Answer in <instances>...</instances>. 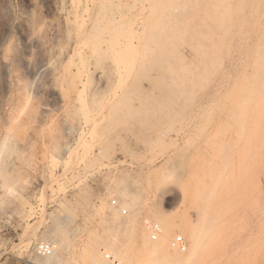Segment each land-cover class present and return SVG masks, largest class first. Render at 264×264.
I'll return each instance as SVG.
<instances>
[{"label":"rangeland","instance_id":"1","mask_svg":"<svg viewBox=\"0 0 264 264\" xmlns=\"http://www.w3.org/2000/svg\"><path fill=\"white\" fill-rule=\"evenodd\" d=\"M144 1L0 0V264H264V0Z\"/></svg>","mask_w":264,"mask_h":264},{"label":"bare ground","instance_id":"2","mask_svg":"<svg viewBox=\"0 0 264 264\" xmlns=\"http://www.w3.org/2000/svg\"><path fill=\"white\" fill-rule=\"evenodd\" d=\"M103 2V0H83V1H81V0H72V5H73V8H74V10H76L77 11V13H79L80 14V12L79 11H82L83 13L84 12H86L87 14H89L88 12H90V11H92L93 9H97V7H100V6H102V4L100 5V3H102ZM107 1V0H106ZM110 1H112V0H110ZM115 1V0H114ZM185 1V0H184ZM205 1V0H204ZM224 1V0H223ZM222 1V2H223ZM238 1V0H237ZM240 1V0H239ZM253 1V0H252ZM257 1V0H256ZM144 2H146L147 4H146V6H148V10H149V8H150V0H145ZM187 2V1H186ZM195 2V1H194ZM197 2H199V1H197ZM215 2V1H214ZM218 2H219V0H218ZM230 2H233V1H230ZM242 2V1H241ZM117 3V2H116ZM168 3V2H167ZM171 3H173L172 1H171ZM183 3V2H182ZM181 3V4H182ZM202 3V2H201ZM204 3V2H203ZM202 3V4H203ZM212 3V2H211ZM255 3V2H254ZM113 4V3H112ZM168 4H170V3H168ZM177 4V3H176ZM187 4H188V2H187ZM208 4V3H207ZM218 4V3H217ZM227 4H228V2H227ZM239 4V3H238ZM103 5H104V3H103ZM173 5H175V4H173ZM183 5V4H182ZM181 5V6H182ZM197 5V4H196ZM231 5H232V3H231ZM234 5H237L236 3L234 4ZM241 5H242V3H241ZM260 5V4H259ZM106 6V5H105ZM179 6V5H178ZM193 6V5H192ZM204 6V5H203ZM227 7L228 6H230V5H226ZM258 6V5H257ZM72 7V6H71ZM224 7V6H223ZM237 7V6H236ZM241 7V6H240ZM102 8H103V6H102ZM111 8V7H110ZM109 8V9H110ZM144 8V7H143ZM166 8H167V6H166ZM175 8V7H174ZM242 8V7H241ZM99 10H100V8H98ZM105 9V8H104ZM113 9V8H112ZM112 9H110L111 11H112ZM163 9V8H162ZM176 9V8H175ZM182 9H183V7H182ZM181 9V10H182ZM115 10H116V12H114V10H113V12L114 13H117V8H115ZM165 10H167V9H165ZM164 10V11H165ZM169 10V9H168ZM173 10V9H172ZM193 10L195 11V9H192V12H193ZM201 10V9H200ZM200 10H198V11H200ZM203 10V9H202ZM207 10V9H206ZM213 10H214V8H213ZM212 10V11H213ZM225 10V9H224ZM98 11V10H97ZM159 11H162V10H159ZM198 11L196 12L195 11V13L197 14L198 13ZM234 12L236 11L235 9L233 10ZM238 11V10H237ZM112 12V13H113ZM207 12V11H206ZM171 13H172V11H171ZM214 13V12H213ZM219 13V12H218ZM233 13V12H232ZM231 13V14H232ZM237 12H235V14H236ZM90 14H92L91 12H90ZM99 14V13H98ZM162 14V13H161ZM166 14V13H165ZM173 14H174V11H173ZM183 14V13H182ZM190 14V13H189ZM195 14V15H196ZM208 14V13H207ZM229 14V13H228ZM248 14V13H247ZM100 15V14H99ZM98 15V16H99ZM164 15V14H163ZM220 15V14H219ZM224 15H225V13H224ZM230 15V14H229ZM112 16H114L113 14H112ZM169 17H171L172 18V16L171 15H168ZM223 16V15H222ZM226 16H227V14H226ZM246 16V15H245ZM77 17V16H76ZM76 17H74V18H76ZM85 17V16H84ZM91 17V16H90ZM96 17H97V15H96ZM115 17V16H114ZM175 17V16H174ZM188 17V16H187ZM190 17V16H189ZM199 17V16H198ZM229 17V16H228ZM88 18V17H87ZM112 18V17H111ZM164 18H167V17H164ZM181 18V17H180ZM209 18V17H208ZM218 18V17H217ZM216 18V19H217ZM230 18V17H229ZM236 18V17H235ZM80 19V18H79ZM113 19V18H112ZM111 19V21H112V23L114 22H118V20L116 21L115 19H113L112 20ZM175 19V18H174ZM192 19V18H191ZM234 19V18H233ZM84 20H85V18H84ZM158 20H160L159 18H158ZM168 20V19H167ZM172 20V19H171ZM221 20V19H220ZM78 21V20H77ZM80 21V20H79ZM82 21V20H81ZM164 21V20H163ZM196 21V20H195ZM219 21V20H218ZM223 21V20H222ZM83 23H84V21H82ZM81 23V22H80ZM164 23H165V21H164ZM193 23V22H192ZM199 23V22H198ZM202 23V22H201ZM205 23V22H204ZM255 23V22H254ZM85 24V23H84ZM166 24V23H165ZM188 24V23H187ZM217 24V23H216ZM228 24V23H227ZM157 25V24H156ZM163 25V24H162ZM200 25V24H199ZM220 25V24H219ZM226 25V24H225ZM233 25V24H232ZM82 26H83V24H82ZM103 26V25H102ZM101 26V27H102ZM201 26V25H200ZM214 26V25H213ZM212 26V27H213ZM227 26V25H226ZM163 27V26H162ZM161 27V28H162ZM168 27V26H167ZM261 27V26H260ZM79 28V27H78ZM98 28H100V27H98ZM104 28V27H103ZM220 28H222V27H220ZM224 28V27H223ZM257 28H258V26H257ZM97 29V28H96ZM116 29V28H115ZM174 29V28H173ZM187 29H188V27H187ZM194 29V28H193ZM249 29V28H248ZM80 30L82 31V29L80 28ZM112 30V29H111ZM211 30V29H210ZM215 30V29H214ZM213 30V31H214ZM257 30V29H256ZM80 31V32H81ZM103 31V30H102ZM113 31V30H112ZM171 31V30H170ZM182 31H184V30H182ZM181 31V32H182ZM200 31V30H199ZM198 31V32H199ZM203 31V30H202ZM212 31V33H214ZM225 31V30H224ZM254 31V30H253ZM100 32V31H99ZM103 32H105V31H103ZM102 32V33H103ZM159 32V31H158ZM157 32V33H158ZM185 32H187V31H185ZM190 32V31H189ZM217 32V31H216ZM226 32V31H225ZM225 32H223V33H225ZM243 32H245V31H243ZM250 32V31H249ZM251 32H252V30H251ZM260 32V31H259ZM118 33V32H117ZM220 33V32H219ZM85 34V33H84ZM112 34V33H111ZM154 34H156V33H153V35ZM162 34V33H161ZM165 34H166V32H165ZM185 34V33H184ZM183 34V35H184ZM203 34V33H202ZM229 34V33H228ZM105 35H107V34H105ZM157 35V34H156ZM180 35H182V34H180ZM187 35V34H186ZM189 35V34H188ZM201 35V34H200ZM206 35H207V33H206ZM109 37V43H113L112 45H115L114 44V41H115V39L111 36V35H108ZM162 36V35H161ZM212 35H210V37H211ZM224 36V35H223ZM227 36V35H226ZM115 37H117V35H115ZM179 37V36H178ZM190 37H191V35H190ZM195 37V36H194ZM199 37H201V36H199ZM206 37V36H205ZM217 37V36H216ZM153 38V37H152ZM188 38V37H187ZM191 38H193V37H191ZM212 38V37H211ZM222 38V37H221ZM256 38V37H255ZM117 39V38H116ZM157 39V38H156ZM161 39V38H160ZM159 39V40H160ZM174 39V38H173ZM197 39V38H196ZM209 39V38H208ZM207 39V40H208ZM218 39V38H217ZM250 39V38H249ZM252 39V38H251ZM149 40V39H148ZM162 40V39H161ZM158 41V40H157ZM157 41H155V39H154V41L152 40V41H150V42H157ZM165 41V40H164ZM172 41V40H171ZM194 41H195V39H194ZM205 41V40H204ZM118 42H119V40H118ZM149 42V41H148ZM178 42H180V41H178ZM201 42V41H200ZM199 41H198V43H200ZM208 42H209V40H208ZM213 42V41H212ZM219 42H221L220 40H219ZM223 42V41H222ZM247 42H248V39H247ZM171 43V42H170ZM226 43V42H225ZM166 44V43H165ZM202 44V43H201ZM217 44V43H216ZM215 44V45H216ZM250 44V43H249ZM251 44H252V42H251ZM117 45V44H116ZM176 45V44H175ZM215 45H213V46H215ZM216 47V46H215ZM200 48V47H199ZM214 48V47H213ZM216 50V49H215ZM148 51V50H147ZM257 52V51H256ZM258 54V53H257ZM258 57V56H257ZM95 58H98V56H95ZM119 68H120V66H119V64L117 63V62H113V70H114V73L115 74H118L119 73ZM79 70V68H77V71ZM229 92H231V91H229ZM235 92V91H234ZM242 93V92H241ZM246 93V92H245ZM245 93H243V94H245ZM248 93V92H247ZM248 94H246V96H247ZM231 96V95H230ZM234 96V95H233ZM239 97V96H238ZM244 97H245V95H244ZM251 97V96H250ZM239 98H241V97H239ZM232 99H233V97H232ZM250 99H252V98H249V100ZM231 100V99H230ZM248 100V99H247ZM239 101H241V100H239ZM235 102V101H234ZM242 102V101H241ZM239 103V102H238ZM246 103H247V101H246ZM232 104V103H231ZM122 213H123V211H122ZM126 213V211H124V214ZM194 226H195V222L193 223V222H191V221H189L188 219H185L184 221H183V223H182V227L181 228H178V229H176L175 230V233H179L181 236H185L186 237V240H187V245H188V248H187V250H186V248H185V250H184V253H182L183 251H181V250H177V248L176 247H174L173 246V243H171V241L170 240H168L167 238H166V236H165V234H164V232L162 231V230H160L159 231V233L158 234H156V235H154V237L150 240V242L152 243V248H150L149 249V251L150 252H146L143 256H144V260L143 261H141V264H193L198 258H205L206 256H205V254L206 253H209L211 250L207 247V245H208V241L207 240H205L204 238H203V234H201V233H198L196 230H195V228H194ZM30 242V241H29ZM174 242V241H173ZM28 245V244H27ZM51 245H52V252H51V254L49 255V256H47V257H45V258H43V259H49V258H54L55 257V255L57 254V252L59 251V250H61L60 249V247H59V245L57 246L55 243H53V242H51ZM29 246V245H28ZM173 248V249H172ZM176 249V250H175ZM142 256V257H143ZM50 260V259H49Z\"/></svg>","mask_w":264,"mask_h":264},{"label":"built area","instance_id":"3","mask_svg":"<svg viewBox=\"0 0 264 264\" xmlns=\"http://www.w3.org/2000/svg\"><path fill=\"white\" fill-rule=\"evenodd\" d=\"M113 206H116L117 203L116 201L111 202ZM124 214V211H123ZM149 228L152 232V235H156L159 233L160 228L156 224L149 225ZM173 246L176 247L177 249L184 251L186 248L185 242L181 236H177L174 239ZM34 255L38 258H45L49 256L52 252V245L49 242H39L34 245L33 248ZM105 258L108 259L110 262L114 264H119L117 261H115L112 257L109 255H105ZM28 264H39L37 262H28Z\"/></svg>","mask_w":264,"mask_h":264}]
</instances>
